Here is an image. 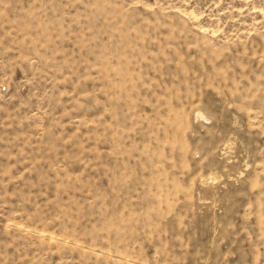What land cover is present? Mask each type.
Returning <instances> with one entry per match:
<instances>
[{"label":"rangeland","instance_id":"374dc122","mask_svg":"<svg viewBox=\"0 0 264 264\" xmlns=\"http://www.w3.org/2000/svg\"><path fill=\"white\" fill-rule=\"evenodd\" d=\"M0 264H264V0H0Z\"/></svg>","mask_w":264,"mask_h":264}]
</instances>
